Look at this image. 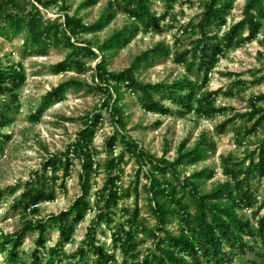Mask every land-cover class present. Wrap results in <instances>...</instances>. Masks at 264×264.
<instances>
[{
    "label": "trees",
    "instance_id": "trees-1",
    "mask_svg": "<svg viewBox=\"0 0 264 264\" xmlns=\"http://www.w3.org/2000/svg\"><path fill=\"white\" fill-rule=\"evenodd\" d=\"M97 1L85 0L81 7H88ZM155 1L164 3L165 10L160 14L153 10L152 3ZM178 1L110 0L108 10L97 21L89 23L78 13H71L70 0H0V34L18 36L26 33L25 48L28 53L45 52L52 47L69 49L63 60L50 66L56 74L69 71L85 73L93 69V84L75 77L60 83L43 96L39 113L63 100L70 88L89 86L103 94L102 106L108 110L117 129L127 127L123 101L128 92L138 96L140 105L147 112L172 115V105L177 104L179 109L176 112L180 117L192 112L207 118L226 114L234 108L216 106L222 89L200 91L208 86L210 72L221 58L226 57L232 49L258 39L264 29V0H245L243 18L232 23H229V16L237 0H203L200 20L190 21L182 30L199 33L192 48L181 50L180 39L176 36L175 50L162 40L139 54L128 68L119 71L109 68L107 53L126 47L142 28L161 31L163 22L172 15ZM55 6L64 12L63 20L45 18L41 7L50 9ZM118 10H122L132 21L121 30H115L102 43L93 44L82 37L104 30L116 17ZM172 18L176 19L175 16ZM171 55L175 63L185 68L182 76L172 82L158 83H146L140 79L137 71L142 65ZM100 56L96 66L92 67L90 63ZM201 75L204 77L201 82L192 78ZM25 82L26 72L21 62L5 66L0 59V136L6 139L12 136L4 134L2 130L13 121V110L20 100L18 92ZM240 82L246 84L245 80ZM223 93L228 96L237 94L233 88ZM166 100L173 104L165 103ZM263 104L264 93L253 95L249 99V109L235 112L234 118L226 120L220 128L238 118L251 123L248 130H239L237 133V141L240 145L244 144L248 137L259 135L260 130H264ZM38 117L39 114H36L33 118L38 120ZM103 121L100 112L86 115L77 139L67 151L63 155H51L44 162L41 174L24 185L25 189L13 203L14 209H23V225L19 230L0 235V251H7L14 262L19 258L18 251L27 234L37 232L36 250L30 264H41L40 255L47 250L51 228L58 229L60 236L57 243L48 249L51 256L49 264H55L56 257H59L60 263L64 262V257L68 256L65 244L73 241L76 225L83 222L92 210L89 199L91 179L94 171L102 166L107 178L98 200L104 203L99 207L96 221L88 228L83 245L68 256V264H77L75 259L82 261L86 256L94 257V264H235L239 254L254 251L247 243V237L253 240L260 238L264 242V194L263 199L258 200L253 187L254 180L264 179V135L255 149L246 150L239 159L231 154L222 155L221 167L225 180L206 190L203 185L214 177L213 168L203 167L184 177L181 172L188 166L202 163L208 153L216 149V142L207 133L191 150L186 148L187 140H184L179 146L178 156L170 161L154 158L144 149L138 148L125 132L121 134L120 140L126 148L113 156L119 140L120 132L117 131L108 140L110 157L101 164L95 157L93 143ZM4 147L5 141L0 137V150ZM128 152L139 165L137 181L134 187H120L122 176L117 167L127 162ZM74 158L81 162L79 178L82 187V194L74 204L68 210L51 214L45 219L25 215L40 214V204L56 199L57 173L63 169L65 175H69ZM49 172L51 175H48ZM141 174L149 181L145 191L156 224H145L141 208L136 203L134 208H124L123 220L116 223L115 228L112 227L116 221L115 207L121 199L132 195V189L138 202ZM49 183L54 185L50 187ZM20 187L21 184L10 189L15 194ZM6 192L7 189H0V205ZM249 210H252L251 213ZM103 223L115 229L112 233L114 252H110L97 239L96 228ZM149 240L152 247L145 252L141 243ZM116 250H120L123 258L120 263ZM251 263L256 264L257 261Z\"/></svg>",
    "mask_w": 264,
    "mask_h": 264
},
{
    "label": "rangeland",
    "instance_id": "rangeland-1",
    "mask_svg": "<svg viewBox=\"0 0 264 264\" xmlns=\"http://www.w3.org/2000/svg\"><path fill=\"white\" fill-rule=\"evenodd\" d=\"M85 0H70L72 5L71 13H78L86 22L97 21L102 14L108 10L110 0H98L95 4L88 7H81ZM203 0H179L172 12L176 17L174 20L170 15L164 22L161 31L145 30L142 28L140 33L134 36L130 43L121 49H116L108 54L109 68L113 71L123 70L131 66L134 59L143 51L153 47L159 41L165 40L173 50L176 49L175 37L180 39L179 48H192L194 40L199 33L182 32L183 28L190 22H198L202 12ZM27 3V2H26ZM29 4V3H28ZM117 4V3H116ZM245 0H237L234 3L232 14L229 16V23L237 22L243 18V7ZM118 7V4L116 5ZM153 10L162 13L165 10L164 3L155 1L152 3ZM45 18L64 19V12L58 7L45 9L41 7ZM132 19L122 10H118L116 17L109 23L104 30L97 33H90L82 36L90 40L93 44L103 42L107 36L115 30H121L129 24ZM223 28L222 32H224ZM25 34L18 36H6L0 34V59L5 66L22 63L26 72V82L19 90L20 100L17 107L13 110L12 122L3 128L4 134L12 137L6 139L5 147L0 150V189H7L4 199L0 205V235L19 230L24 222L22 208H13V203L25 189L24 185L36 176L41 174L44 162L53 154L63 155L70 144L78 136L84 124L86 115L102 113L104 121L99 125L94 138L93 149L97 161L104 164L110 157L108 152V140L115 132L119 131V140L113 156H117L126 145L121 142V134L127 133L138 148L144 149L154 158H166L173 161L179 154V146L187 140V149H194L204 133L213 138L216 142V149L208 153L207 159L198 165L188 166L181 172V176L192 174L196 170L210 166L215 170V175L204 183L203 187L209 190L213 184L222 182L225 177L222 173L221 156L233 155L236 159L244 156L246 150H253L258 146L260 139L263 138L264 130L261 129L259 135L248 137L244 144L237 141L239 130L245 132L251 123L244 119H236L222 128L220 125L229 118H234L235 112H246L249 109V99L253 95L264 93V29L258 39L242 47L232 49L228 55L221 58L217 66L210 72L208 86L204 90H218L223 92L233 88L237 94L228 96L221 92L216 100V106H229L234 108L226 114H217L212 118L194 112L186 117H180L176 112L179 105L166 100L165 103L173 104L174 114L162 115L159 113L147 112L142 108L138 101V96L132 92L126 93L123 101L127 127L117 129L106 108L102 106L103 94L94 88L84 86L82 88H70L63 100L47 108L43 113H39L42 98L52 88L70 78H79L93 84V69L85 73L75 71L56 74L51 71L50 66L63 60L69 53V49L52 47L45 52L28 53L25 48ZM222 34V33H221ZM97 50V47H96ZM98 51V50H97ZM99 59L93 60L90 64L95 67ZM174 56L159 59L149 65H142L137 71L138 76L144 82L158 83L162 81L172 82L185 72V68L173 61ZM201 82L204 77L193 76ZM245 80L246 84L240 82ZM245 86V89H244ZM264 106V104H263ZM39 114V119L34 120V115ZM161 123L158 125V122ZM263 130V131H262ZM127 162L119 165L117 171L120 172L122 180L119 181L120 187L135 185L139 165L131 156L126 153ZM81 162L74 158L69 175L60 170L58 181L55 186L57 197L55 200L40 204L41 213L37 215L25 214L29 218H48L51 214H58L63 210H68L77 198L82 194V187L79 178ZM51 175V172L48 173ZM107 175L102 166L93 173L91 179L92 186L89 199L92 210L86 215L83 222L76 225L73 241L65 244V251L68 256L76 253L83 245L88 228L96 221L99 207L104 203L98 200L100 190L103 188ZM148 179L141 174L139 179V199L136 200L135 192L132 191L130 197L123 198L115 207L117 214L112 227L123 220V209L134 208L138 203L141 208V215L147 225L156 224V219L152 214L150 203L147 200L148 194L145 185ZM21 184L17 193H12L11 187ZM50 187L54 184L49 183ZM258 200L263 199L264 179H256L253 182ZM9 190V191H8ZM257 206V205H256ZM252 210H249L251 213ZM264 214V209H262ZM176 228L175 225H172ZM96 236L100 244H105L110 252H114L112 233L115 231L106 223L96 228ZM51 236L47 243L45 254L40 255L41 264H49L51 246H54L60 236L58 229L51 228L48 233ZM37 232H30L24 239L23 245L19 249V258L14 262L8 256L7 251H0V264H30L34 258L36 250ZM141 238V235H140ZM247 243L254 248V251L241 253L235 260V264H264V242L262 239L253 240L246 238ZM144 251L152 247L151 241L141 243ZM119 263L122 262L120 250H116ZM64 257V262H59V257L54 260L55 264H68L69 257ZM94 257H85L82 261L75 259L77 264H94ZM142 258V256H141Z\"/></svg>",
    "mask_w": 264,
    "mask_h": 264
}]
</instances>
